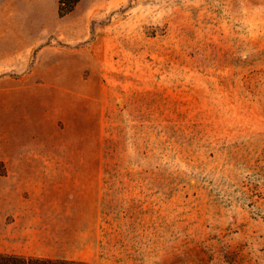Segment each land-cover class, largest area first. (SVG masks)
Returning <instances> with one entry per match:
<instances>
[{
	"label": "rangeland",
	"instance_id": "374dc122",
	"mask_svg": "<svg viewBox=\"0 0 264 264\" xmlns=\"http://www.w3.org/2000/svg\"><path fill=\"white\" fill-rule=\"evenodd\" d=\"M0 251L264 264V0H0Z\"/></svg>",
	"mask_w": 264,
	"mask_h": 264
},
{
	"label": "trees",
	"instance_id": "16d2710c",
	"mask_svg": "<svg viewBox=\"0 0 264 264\" xmlns=\"http://www.w3.org/2000/svg\"><path fill=\"white\" fill-rule=\"evenodd\" d=\"M79 0H58V14L70 12ZM0 264H92L85 260L0 251Z\"/></svg>",
	"mask_w": 264,
	"mask_h": 264
}]
</instances>
